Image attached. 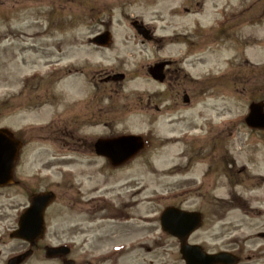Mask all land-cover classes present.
<instances>
[{
  "label": "rangeland",
  "instance_id": "374dc122",
  "mask_svg": "<svg viewBox=\"0 0 264 264\" xmlns=\"http://www.w3.org/2000/svg\"><path fill=\"white\" fill-rule=\"evenodd\" d=\"M96 1L101 8L92 6ZM126 10L147 22L160 40L148 42L147 51L134 50V56L119 67L128 69L130 75L135 68L139 75L124 89L147 91L157 100L171 102L167 114L160 113L164 115L151 125L135 115L112 130L113 134L144 136L147 128V151L113 168L89 152L73 153L85 149L76 138L93 140L107 129L75 127L70 119L80 112L79 96L86 89L82 83L89 82L91 74L116 65L115 49L94 48L87 38L108 29L120 43L124 33L119 30L130 23L123 15ZM126 30L132 35L130 41L139 40ZM190 42L199 45L201 62L180 61ZM94 49L98 52L92 57ZM166 56L177 62L171 68L181 66L192 76L226 70L231 77L229 87L206 88L184 107L182 92L179 96L172 92L174 97L163 95V86L146 73V65L148 69L150 63ZM68 69L77 70V77L74 73L67 77ZM81 72L83 79L78 76ZM71 79L73 83L78 80L76 93L68 86ZM108 100L104 112L112 115L113 99ZM251 102L264 104V0H0V127L11 129L23 143L14 171L17 183L0 187V264L29 247L9 234L17 228L31 192L56 194V201L45 211L46 243L66 242L70 233L81 237L71 227L76 221L82 224L77 227L92 225L86 222L93 203L90 198L103 193L106 201L91 207L103 212L98 218L120 212L119 218L130 219L136 237L147 234L151 247L156 236L165 234L158 216L168 205L201 211L204 220L196 235L205 243L213 242L214 197L225 198L230 187L245 197L249 213L229 210L223 220L225 229L221 227L222 239L237 236L243 256H250L246 264H264V237L258 236L264 231V129L250 128L244 122ZM108 115L102 116L104 120ZM169 118L178 120L170 125ZM127 198L133 201L131 206L116 208ZM85 199H90L89 209L80 204ZM100 224L108 222L98 219L96 225ZM221 225H215L218 234H222ZM102 228L88 234L103 233ZM165 250V264H182L175 248ZM153 252L163 253V249ZM42 256H30L23 264H56ZM129 256L135 264L141 263V250ZM160 260L147 253V264Z\"/></svg>",
  "mask_w": 264,
  "mask_h": 264
},
{
  "label": "flooded vegetation",
  "instance_id": "af4514ba",
  "mask_svg": "<svg viewBox=\"0 0 264 264\" xmlns=\"http://www.w3.org/2000/svg\"><path fill=\"white\" fill-rule=\"evenodd\" d=\"M95 5L101 8V3L99 1L94 2ZM119 7V5H116ZM87 8L86 5L84 7ZM95 9V8H94ZM123 13V10H121V14ZM93 14V13H92ZM97 14V12H96ZM124 17L127 18V20L130 22L128 23V28H120L119 32H123L124 36L121 37V42L119 43V40L115 39L110 41L108 44L110 50L115 49V57L116 65L115 69L110 68V70L102 72L99 70L97 74H91L89 82L87 79L82 83L85 85V91L81 93L79 96L80 99V112L79 114H74L70 120L73 121V125L75 124V127L77 124L78 127H90V128H102L107 129V133L100 134L98 136H95L93 140H90V138L87 140V137H78L76 138V141H79V144L83 149V151H77L73 150L74 153L80 152V153H91V156H94L95 158H101L106 159L103 155H100L96 152L95 149V142L102 138V137H110L113 135L112 130L114 131L116 129V126L122 122L121 120L128 119L129 116H135L138 115V117H141L142 120H145V123L151 125L153 121L157 120V117L162 112H165L167 114V110L170 108H167L168 104L171 102V99L167 102L166 99H156L155 96H153L152 93H147V91L139 90L136 88H131L130 91H126L124 88L126 86H129L130 84L136 82L139 77L137 70L135 68L131 69L134 71V75H130V71L128 69H120L119 67L124 66L133 56V51H147V43L150 41H155L157 39L160 40V37L157 38L154 34V30L147 26V22H144L142 19L138 20L136 18L131 17L130 12L126 10L124 12ZM98 16V15H97ZM96 16V20H97ZM95 24H98L97 21H95ZM93 25H89V27L92 28ZM143 27L141 29V33L139 32V27ZM132 30L135 35L138 37L139 40H135L132 38V35L127 34V30ZM107 30V29H105ZM104 31V30H103ZM96 32L95 34H92L91 37L103 32ZM147 31H148V37H147ZM225 35V33H222V35ZM91 37L87 38L88 45L90 44L94 48H104L101 45H97L94 43H91L89 39ZM115 38V37H114ZM158 40V41H159ZM162 40V39H161ZM126 41V42H125ZM156 41V42H158ZM130 43L124 46L123 44ZM133 46V47H132ZM139 46V47H138ZM106 47V46H105ZM163 46H161L162 48ZM129 50L130 52L124 53V50ZM68 51V50H67ZM88 51V49H86ZM94 54H92V57H95V49L92 50ZM88 54V53H87ZM82 56V54H80ZM191 58L196 61H202L200 55V48L198 44H195L193 42H190L187 44L186 52L183 53V56L181 57V60L183 62H191ZM158 62H163V68H162V80H152L156 82L159 85L163 86V95H167L168 93H175V96H179V92H182V104L186 106H190L192 99L195 98L196 95L199 93H204L203 91L207 89H211L212 91L215 88L225 90L229 86V82L231 81L230 75L224 71L220 74H212L210 76H203V77H195L187 72H184L183 68L181 66L176 67V60L172 59L171 57H162L160 59H156L152 64L148 66L146 65V73L148 71L149 74V68ZM147 64V63H146ZM174 64V68H171V65ZM74 73L77 77V70H71L68 69L67 76L71 77V74ZM82 74H79L78 76L82 77L84 76V72H81ZM116 75H122V76H116ZM78 77V78H79ZM150 78V77H149ZM151 80V78H150ZM89 84H87L86 83ZM209 81L211 83L210 85H206V82ZM76 83H73L71 80L68 83V86L72 89V93H76L75 88L77 86L78 80L75 81ZM187 84V85H186ZM101 85H106L107 88L101 87ZM88 90V91H87ZM74 91V92H73ZM172 93L171 97H174V94ZM170 98V97H169ZM105 99H113V114L110 115V112H104V103L107 102ZM174 99V98H172ZM111 101V100H108ZM174 105H178L177 103H174ZM108 118L104 120L102 116L104 114H108ZM78 116V117H77ZM110 120V121H108ZM178 119L176 118H169L168 123L170 125L173 124V121H176ZM71 130V129H70ZM147 131V128H146ZM71 136H75V134L72 132ZM145 150L147 151V132H146V142H145ZM85 155V154H83ZM225 157V156H224ZM108 161V160H107ZM208 172L205 171V173ZM88 189V188H86ZM96 189V188H92ZM227 196L224 197H214V206L212 213H211V226H212V233L210 235L211 238H213V242H203V239H198L199 236L196 235V231L188 235L185 239L183 237L174 236L172 234H161L160 236H156L153 241V246H147V234L141 235L139 237H136L133 233L134 229H131L128 221L130 219H121L119 218L120 212L116 215H113L112 218L109 219H101L102 222H108V224H100L96 225V222L98 221L97 217L99 214L103 215L102 211H98L97 209H92L91 207L98 202L104 201L103 193L102 195H98L96 197H92L91 207L89 214H86V222L91 223L92 225H88L86 228H81L82 224L81 222L76 221L75 224L77 229H73L75 232H81V237L77 234L70 233L68 235V240L63 243H46V239L49 238V235H42L37 240L34 246L32 247V250L29 253V256L27 258H30V256H34L35 254H41L42 259L44 261H53L56 264H65V262H69V264H135L134 260L130 261V253H134L136 250H141L142 256H141V263L139 264H147V253L152 254L155 259L161 258L159 261V264H165V255L168 253L165 249L169 248H175L177 257H179V260L182 264H186L185 260L182 257L181 254V246L182 243H187L189 245H195V252L206 255H216V254H222L224 255V259L221 262L213 263V264H229L228 258L229 257H235L236 263L235 264H246L248 262L247 259H249L250 256H243L242 248H240L241 242L237 236H232L229 234L230 238L222 239L224 237L223 230L221 227H224V222L226 218V214L229 210L232 208H236L239 211H241L242 214L246 215L248 212L247 207L249 208V203L241 196V194H237L234 191L233 187H230L227 191ZM82 199V198H81ZM90 199H85L84 203H80L83 207L89 203ZM83 200V199H82ZM122 201V202H121ZM116 208L120 210V208L123 206L129 207L131 206L130 203L133 202L132 200L129 201V199L121 200ZM70 203L73 205L75 201H72L70 199ZM76 204V203H75ZM178 207H180L178 205ZM89 209L88 207H86ZM195 210V209H194ZM199 211V210H197ZM201 212V211H200ZM202 213V212H201ZM202 215V222L204 220L203 214ZM222 222V225L219 226V231L222 232V234H218V232H215V225L216 223ZM203 224V223H202ZM81 227H77V226ZM104 227L103 233H95V234H88L90 232L95 231L96 227ZM73 228V226L71 227ZM70 228V230H71ZM80 229V230H79ZM71 232V231H69ZM258 236L264 237V231H261L258 233ZM76 238H79L76 240ZM121 238V239H118ZM143 239V240H142ZM78 241V243H77ZM61 245H64L66 247V251H58L59 247ZM48 247H54L58 249L53 256H49L47 253ZM163 249V253L159 252H153L157 251V249ZM101 249H103L101 251ZM79 251V252H78ZM97 251V254H95ZM40 252V253H39ZM172 252V251H171ZM2 252L0 251V257L2 256ZM160 255V256H158ZM151 256V255H150ZM243 256V257H242ZM26 258V259H27ZM25 259V260H26ZM40 259V258H38ZM164 259V260H163ZM24 260V261H25ZM152 261H154L151 258ZM22 261L20 264H23ZM155 262V261H154ZM151 263V261H150ZM4 264H7V259H5Z\"/></svg>",
  "mask_w": 264,
  "mask_h": 264
},
{
  "label": "water",
  "instance_id": "95a60500",
  "mask_svg": "<svg viewBox=\"0 0 264 264\" xmlns=\"http://www.w3.org/2000/svg\"><path fill=\"white\" fill-rule=\"evenodd\" d=\"M107 33L99 38L98 43L107 42ZM163 64H157L151 69L152 76L161 79V68ZM250 127L264 128V111L262 102H252L249 106V113L245 118ZM143 146L139 136L126 135L110 139H103L97 143L98 152L110 159L112 165L116 166L137 153ZM21 141L14 138L13 133L7 128H0V185H6L13 181V169L17 160ZM53 192H40L32 194L29 198V206L20 214L18 218V228L11 233V236L22 238L34 245L36 240L45 232L44 211L47 206L54 200ZM201 216L197 212H187L175 209L174 207L166 208L161 215V224L164 230L169 233L186 238L190 232L199 226ZM58 249L47 248L49 256H53ZM58 251H66L60 248ZM181 252L187 264H213L221 262L224 255H206L195 252V246L182 243ZM24 254L10 259L9 264H18L28 254ZM236 262L234 257L228 258L229 264ZM69 264V262H65Z\"/></svg>",
  "mask_w": 264,
  "mask_h": 264
}]
</instances>
